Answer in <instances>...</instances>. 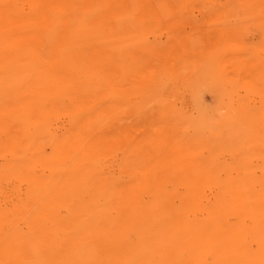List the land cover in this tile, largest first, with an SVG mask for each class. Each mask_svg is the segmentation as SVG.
Segmentation results:
<instances>
[{
    "label": "bare ground",
    "instance_id": "6f19581e",
    "mask_svg": "<svg viewBox=\"0 0 264 264\" xmlns=\"http://www.w3.org/2000/svg\"><path fill=\"white\" fill-rule=\"evenodd\" d=\"M173 8L0 0V264H264V166L225 163L221 122L168 104L170 56L132 55L155 123L117 117L127 22Z\"/></svg>",
    "mask_w": 264,
    "mask_h": 264
},
{
    "label": "rangeland",
    "instance_id": "374dc122",
    "mask_svg": "<svg viewBox=\"0 0 264 264\" xmlns=\"http://www.w3.org/2000/svg\"><path fill=\"white\" fill-rule=\"evenodd\" d=\"M250 1L174 0V8L159 11V18L127 22L124 88L129 103L117 116L127 130L156 121L146 113L156 103L132 93L151 65L132 55L141 57L148 54L145 49L156 48L160 56L172 58L173 72H167L161 86L168 104L188 119L221 122L225 163L238 155L251 156L253 167L264 166L263 129L256 131L264 124V0ZM189 124L187 120L182 126Z\"/></svg>",
    "mask_w": 264,
    "mask_h": 264
}]
</instances>
